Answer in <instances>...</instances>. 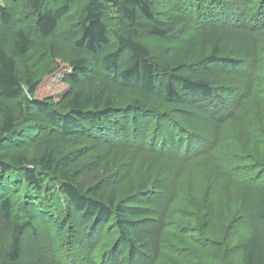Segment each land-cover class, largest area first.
<instances>
[{"label":"trees","instance_id":"obj_1","mask_svg":"<svg viewBox=\"0 0 264 264\" xmlns=\"http://www.w3.org/2000/svg\"><path fill=\"white\" fill-rule=\"evenodd\" d=\"M14 1L22 15L15 16L14 8L0 5V264L4 259L10 263L47 264L45 262L54 255V246L64 245V242L72 247L64 250L72 253L71 262L66 261L69 256L61 254L64 262L70 264H159L162 256L167 264H227L225 253L232 254L233 250L228 249V252L224 249L225 239L218 247L221 254L214 252L210 256L211 253L206 251L210 252L209 247L219 243L214 237H205L208 221L216 219L212 217L215 213L212 197L220 185L226 183L229 187L232 184L241 186L239 194L243 197H253L248 229L246 233H241L246 234L245 239L236 243L235 248L240 253V264H264V183L256 184L251 176L241 181L236 178L240 174L246 176L245 171L250 172L249 168L264 170V47L262 49L260 45L264 29V0H257L258 6L254 5L252 10L240 14L237 13L239 6L234 5L236 10L231 9L223 23L212 20L211 27L215 24V31L225 32L226 40L237 42L235 54L225 47L215 46L207 57L194 62V68L201 66L204 71L210 69L208 63L239 71L237 76L245 79L246 86L225 91L214 87L206 77L185 74L183 62L176 61L173 66L170 63L163 67L158 65L149 48L138 40L139 17L148 21L156 18L147 0ZM201 1L182 0V6L189 4L192 9H198L202 6ZM75 8L78 18L66 25L63 31L59 30ZM147 35L168 40L167 31L156 24L150 26ZM33 50L40 51L52 66L38 77H33L25 67L21 76L19 62ZM124 54L127 60L121 63ZM62 69L69 70L63 75V80L70 84L68 90L57 100L35 97L43 80ZM114 79L123 85H117ZM158 80H165L163 91L167 99H180V90L196 97L198 109L207 114V118L202 120L205 125L230 124L233 131L230 134L232 150L227 155V168H223L217 158L213 167L205 159L206 165L200 177L208 185L207 195L212 196L211 203L210 206L205 204L196 208L200 211L195 216L198 221H194L189 230L190 237L186 239L190 245L182 242L170 245L156 242L153 238L149 250L142 253L141 244L133 231L135 226L145 223L138 222L135 216L148 213L152 217H160L156 228L159 232L166 210L172 200L179 197L173 182L167 186L169 181H176L179 171H173L174 177L170 179V173L163 165L154 173L157 176L154 185L150 186L148 180L139 181L141 185L135 187L133 196L117 201L115 194L128 169L121 173L113 168L114 171L91 185L83 186L78 176L84 165L72 157L70 146L61 145L65 139L54 143L49 137L44 138L45 141L39 143L41 150L31 155L27 148L20 150L16 144L22 126L36 118L42 124H38L31 136L27 134L26 138L31 140L54 133L71 141L95 131L105 137L99 140L102 143L114 142L132 152L142 150L177 162L180 166L194 161L197 163L202 156L211 153L208 149L216 138H205L198 132L187 131V126L174 119L176 111L150 107L145 93L139 92L137 98H123L126 91L124 85L135 84L143 92H152L157 88ZM226 94L236 95L238 100H227L228 97H224ZM244 102H248L247 107ZM199 136L206 139L205 145H201L200 140L194 144L193 140ZM245 146L251 150L246 151ZM156 147L160 151L154 149ZM244 159L252 164L249 167L240 165ZM102 164L97 162L96 166L99 168ZM48 181L59 186L55 195L66 204L65 227L71 229L75 222L80 224L79 220L90 222L101 231L107 226L108 233L105 235H111L108 231L111 229L117 236L112 246L101 244L103 250L95 254L94 245L100 241L97 239L92 244L96 234L91 230L85 232L87 237H78L73 228L68 231L61 229V236L66 239L60 238L59 244L51 239L47 248L46 242H43L42 253L39 249L41 244L37 245L35 241L44 236L36 230L35 220L41 219L48 225L52 222L53 214L49 211L50 205L49 208L47 206V202L53 200L48 195L52 193ZM21 184L23 201L18 208L11 193ZM15 208L17 212L24 210L27 214L17 215ZM228 209L219 217H224L223 225L228 224L229 231L243 219L236 215L237 209L231 206ZM84 231L83 228L81 232ZM120 244L124 245L123 248ZM145 246L148 248L147 243ZM77 252L79 257L74 255Z\"/></svg>","mask_w":264,"mask_h":264},{"label":"rangeland","instance_id":"obj_2","mask_svg":"<svg viewBox=\"0 0 264 264\" xmlns=\"http://www.w3.org/2000/svg\"><path fill=\"white\" fill-rule=\"evenodd\" d=\"M147 1L150 3L152 11L154 12L156 18L154 21H148L143 17H139L137 25L139 31L138 40L144 43L149 48L151 56L156 61H158V65L160 67L168 65L169 63L170 66H173L175 65L176 61H180L184 63L182 69L183 71H185V74H188L190 76L206 77L207 79L212 81L214 87H217L222 91L231 88L236 89L237 87L244 88L246 86L245 79L237 76L236 72L239 71H233L227 66L223 67L219 64L208 63L207 67H210V69L204 71L201 66H196V68H194L193 65L194 62L199 61V59L204 58L205 56L207 57L211 49L215 46L223 48L225 47L230 53L235 54V51H237L238 48L237 42L235 40H226L225 32L222 33V31L219 30L215 31V24H213V27H211L212 20H217L218 22L223 23L226 19L225 16L230 13V10H236L233 9L234 5L237 7L239 6L237 13L239 12L240 14L245 10H252V7L254 5L258 6L257 0H242V2L241 0H202V6L198 9L197 7L192 9L189 4H187L186 6H182V0ZM0 5H8L9 7L14 8L15 16L22 15L18 4H16V1L14 0H0ZM74 6L76 5L74 4ZM206 6H209L210 8L212 7L213 11H209L210 8H206ZM205 10H207V14H205ZM71 11L73 12V14L70 13L69 19L63 21V24L60 25L59 30L63 31L66 28V25L72 23L78 18L79 14H77V8ZM204 15H206V18H203ZM191 17L194 21L198 22L195 23L194 21H192ZM194 18L198 19L195 20ZM152 24H156L165 29L168 33V40L147 35V30ZM200 24H203V26H201ZM23 26L25 25L23 24ZM261 33L260 45L262 48L264 47V29ZM93 58L94 60H96V57ZM126 60L127 55L124 54L123 57H121V63L122 61L124 62ZM19 66L21 67V76H23L25 67H27L26 69H28L29 73H31L33 77H38L44 75L46 71L52 66V63H50L47 57H44L40 51L33 50L24 58L23 61L19 62ZM68 71V69L59 70L55 74L43 80V82L39 85L35 92V97H52L56 100L59 99L70 87V84L63 80V75ZM114 81L117 85H123L115 79ZM164 84L165 80H158V86L152 92H143L135 84L124 85L126 91L123 95V98L126 100L130 98H137L139 96V92L145 93L148 96L147 101L150 107H154L157 109H164L166 107L168 109H171L172 111H176L174 113V119L179 120L183 124V126H187V131L198 132V134L211 139L216 138V142L212 143L213 145L211 144V147L208 149V153H210V150L211 153L208 156H202V159H199L197 163L194 161L188 163L187 166H180V164L178 165L177 162L164 160L158 156H154L155 154L152 155L142 150L132 152L129 149H123L119 147L118 144L114 142L102 143L99 140H103L105 137L99 136L95 131H89L87 135L84 137L82 136L81 139L72 138L71 141L66 140L65 136H58V134L54 133L43 137L38 136L34 140H31L29 138H26L27 134L31 136V133H33L36 130L35 128L39 126L38 124H40V126L42 124V122L36 118L32 122L22 126V136L20 135V137L18 138V143L16 144L17 148H19L20 150H24L25 148H27L29 155H31L41 150V146L39 147V143L40 141H45L43 140L44 138L49 137L51 140H53L54 143H58L61 141V139H65V141L61 142V145L64 143L70 146L69 149L72 151V157H74L75 159H77V161L84 165V168L78 176V179L83 186L91 185L95 182V180L104 177L111 171H114L115 168L118 169V171L121 173L122 171L124 172L128 169L127 176H125V179L123 180V182H121L118 191L115 194V199L117 201H120L121 199L126 197L133 196L134 194H132V192L134 191L135 187L137 188L141 185V182L139 183V181L148 180L150 186L154 185V180L157 178V176H154V173L155 171H158L160 167H163V165H166L165 169L167 170L166 172L170 173V179L174 177V173H172L173 171H179L180 176H178L176 181L171 180L167 183L168 186L169 183L173 182V184L177 188L179 197L172 200L169 208L166 210L165 216H163L161 220L163 224L161 223V226H159V232L160 230H162V232L159 233L156 229L159 225L158 221L161 219L160 217H152L148 213L137 214L135 216L138 222L145 223L135 226L133 231L134 237L137 238V240L141 244L140 250L142 251V253L145 250H149V244H152L151 240L153 238L156 239V242L159 241L170 245L172 244V242H182V244H185L186 246L190 245V242H187V238L190 237L189 230L192 228V226H194V221H198V219L195 217L196 213H200V211H198L196 208H199V206L201 205L204 206L205 204L210 206V199L212 197L210 194L207 195L208 185H205V182H202L201 177L203 173L201 171L205 168L206 160L208 164L213 167V165L216 164L214 161L215 158L220 160V165L223 168L229 167L227 155L232 150V147L230 145V134H232L233 131L230 128V124H226L228 126H216V124H211L209 126L205 125L204 121L202 120L203 118H207V114L203 112V109H198L199 103L197 104L195 102V100L198 99L194 96L187 95L181 90L179 97L180 99H167L164 96ZM24 90L26 93L25 87ZM237 93L238 92H236V94ZM226 95H224V97H228L227 100H238V97H236V95ZM243 105L247 107L248 102H244ZM178 111H180V113ZM246 118L247 114L243 115L241 121L242 124L245 122ZM25 126H27V128H25ZM96 135H98L100 138ZM185 135L188 136V134ZM199 137L202 140L197 137L193 140L194 144L200 140L201 145H205L206 137ZM106 139H108V137H106ZM246 147L247 146H245V148ZM154 149L160 151V149L157 147ZM247 149L248 150L246 151L251 150L250 147H247ZM97 162L103 164L98 168L96 166ZM242 162L243 163L240 165H246L248 167L252 164L250 160L247 159H244ZM249 169L250 172L248 170L245 171L246 176H241V174L236 176L237 180L241 181L242 179L249 178V176H251L256 181V184L262 185V183H264V170H251V168ZM48 182L51 186L50 190L53 193V195L52 193L48 194L53 198V200L51 199L49 203L47 202L48 208L50 205L49 211L51 210L53 214L52 218L50 219V221L52 222H50L48 225L46 221H43L41 219L35 220L36 230L39 231V234L42 233V235L44 236L43 238L40 237L41 239L39 238L38 241H35V244H41V247L39 249H41L42 253L44 251L43 242H46L45 247L47 248V246H49V244L51 243V239L56 240L57 244H59L61 242L60 238H65V236H61V229L68 231L73 228L77 231L78 237H87L85 232H87V230H91V233L96 234L94 235V242L92 244H95L97 239H99L100 241L98 244L94 245L93 253L95 254L101 253V251L103 250V248H101V244H108L109 246H112L111 244L115 242L117 236L111 229H108V231L112 234L109 236L105 235L108 233L106 232L107 226H104L103 230L101 231L97 229V227L90 225V222L79 220L80 224L75 222L74 225L70 227L71 229L65 227L64 220L65 217H67L66 204L64 203L63 199H60L55 195V192L57 194L59 186H55V184H52V181ZM48 182L46 187L49 186ZM22 184L19 188L16 189V191L11 193V198L15 203V207L17 205L18 208H20V205L23 201V198L21 197L23 189ZM239 188L241 189V186L237 187V185L234 184H232V186L230 185L229 187V183L220 185V188L215 192L214 198L212 197V206L215 210V213H213L212 217H215L216 219L214 221H208L209 224H207V232L205 233V237L208 236V239L209 237H214L219 243L217 246L211 245L209 247L210 252L206 251L207 254L211 253L210 256H212V253L214 252L216 254H221L218 247L224 239V249H227L228 252H230L228 249L233 250L232 254L227 252L225 253L227 255V264H240V253L238 252V249H235L237 246L236 243L240 242L242 239H245L246 234L241 233L244 231L246 233L248 229V218L250 210L249 207L251 201L253 200V197L247 199L243 197V195H240ZM207 198L208 202L206 201ZM60 201H62L61 204ZM230 206L237 209L236 215L239 214L240 218H242L243 221L240 224L239 222L236 223L232 226L231 230L228 231V224L223 225V221L225 220L224 217L219 216H223L225 214L224 212L228 211V207ZM14 210L17 215L27 214L24 210L23 212H21L20 210H18L17 212L16 208ZM68 218H71V214H69ZM83 228L85 230L84 233L81 232ZM56 232H58V236L56 235ZM146 243L148 248L145 246ZM120 246H122L123 248L124 245L120 244ZM69 247L71 246L65 242L64 245L54 246L53 257L50 258L47 262H45L47 259H45V261L43 262L47 264H70V262L72 261L70 259L73 258L71 256L72 253L69 251L66 253L64 251ZM212 248L215 250L211 251ZM61 254H66L67 256H69L66 261L70 262H64L65 258H63ZM74 255L76 257H79L80 254L77 252L74 253ZM2 264H22V262L10 263L8 260L4 259L2 260ZM159 264H167L163 262V256L162 259H160Z\"/></svg>","mask_w":264,"mask_h":264}]
</instances>
